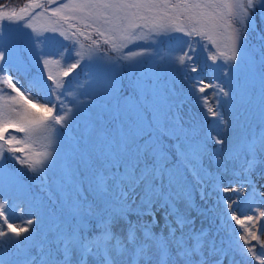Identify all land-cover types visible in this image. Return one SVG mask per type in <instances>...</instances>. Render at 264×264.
Wrapping results in <instances>:
<instances>
[{"label": "snow or ice", "instance_id": "obj_1", "mask_svg": "<svg viewBox=\"0 0 264 264\" xmlns=\"http://www.w3.org/2000/svg\"><path fill=\"white\" fill-rule=\"evenodd\" d=\"M52 4V16L75 17L94 28L103 47L93 40L85 49L61 31L67 43L57 48L55 37L42 33L58 29L32 22ZM257 17L264 20V0H44L19 9L9 8V0L0 4V86L16 94L11 99L22 109L0 107V264H264V223L258 224L264 221V183L258 187L253 179L264 155V30ZM179 18L189 26L171 23ZM144 29L153 34L149 48L125 55L130 43L147 39ZM169 32L193 39L179 53L169 49L166 64L123 63L160 55L152 45ZM197 45L215 65L208 81L189 75L206 70L196 63ZM125 67L139 75L125 83ZM170 69L183 73L187 98L203 110L201 124L182 117L185 101L163 78ZM81 73H87L91 103L75 94ZM60 75L71 79L61 82ZM209 88L208 96L201 95ZM34 92L43 103L33 102ZM37 107L40 113L33 111ZM225 107L235 121H259V131L226 144L220 135ZM81 118L87 119L85 133L69 137ZM9 127L23 137H6ZM205 157L215 171L205 167ZM255 175L264 180V171ZM34 185L38 193L31 192ZM12 189L30 197L20 223ZM196 191L205 203L214 197L211 208L195 209L197 216H210L208 228H197L190 214ZM229 220L245 235L232 239ZM221 232H228L227 241Z\"/></svg>", "mask_w": 264, "mask_h": 264}, {"label": "trees", "instance_id": "obj_2", "mask_svg": "<svg viewBox=\"0 0 264 264\" xmlns=\"http://www.w3.org/2000/svg\"><path fill=\"white\" fill-rule=\"evenodd\" d=\"M34 2L44 3V0H9V8L15 7L19 9L20 7H24L25 5H29ZM61 2H67V0H61ZM3 3H5V0H0V4H3ZM55 7H56V4L50 5L49 6L50 10L47 13L52 16L51 9ZM38 10H41V9H36V12ZM60 15H63V13H61ZM54 18L56 20H59L60 16H55ZM62 21L67 26L69 24L73 25L72 28H69L71 30V34L83 41V45L85 49L91 46V43L93 40L101 41V46L103 47L102 40L104 39V37L99 36L95 32L94 28L84 27L83 23L75 17L71 20H67V21L62 20ZM20 23H23V21H21ZM171 23L179 24L185 27L189 26L186 18H179L177 20L172 21ZM14 25L15 24H13L12 26ZM256 25L258 29L264 30V20H261L260 17H257ZM77 29H79L81 32H84L88 38L86 39L85 36L79 35V32H77ZM139 31L140 30H137V32ZM143 31L145 32L147 39H144V40L137 39L134 43H132V45H129L127 48H124L122 51L124 52L125 55L129 54V49H135L136 51L141 52V51H146L149 48V45L151 44V40L153 38V34L151 32H148L147 29H144ZM159 39L162 41V43H160L159 45H152V48L153 49L159 48L160 55H157L155 52H153L152 55H149L147 57H142V58L132 57L131 60H124L123 63L127 65L137 60L147 59L149 61L158 62L161 65L166 64L167 59H168L169 49H172L174 52L179 53L185 49L186 47L185 42L193 38L185 36L183 33L169 32V33L160 35ZM251 40L253 44L259 43L255 33H253ZM56 47L59 48L60 46L56 45ZM111 54L119 55V53H111ZM161 56L163 58H161ZM208 56H209V52L202 50L197 45L196 46V57H197L196 63L201 68H205L206 70L200 73H190L189 75L191 76L202 75L205 81L212 79L213 76L215 75V73H213L212 71V68L215 67V65H213L212 61L208 59ZM86 59L87 57H85V60ZM145 67H147V64L145 65ZM55 70L58 71L57 66L54 65V67L52 68L54 76L56 75ZM77 71H79V69ZM86 75L87 73H81V76L79 77V80L81 83L77 85L74 82L73 87L79 89V86L81 85V91L75 94L79 95L82 101L86 103H91L90 99L87 97V89L84 87V85L87 84ZM138 75H139V70H130L127 67H125L122 71V76L125 77V80H124L125 83H127V78L135 77ZM58 78L61 80V82L65 81V79H71V77L65 78L62 75H60ZM163 78L166 81L172 82V87L175 89L176 93L185 101L183 104L182 110H181L182 117L185 120L190 121L192 124H196V125L201 124L203 121V117H202L203 110L200 108L199 104L195 101L194 98H187L188 84L184 78L183 73L175 69H170L164 74ZM212 91L213 89L209 88L201 95L208 96L209 93H211ZM15 95L16 94L14 92H11V90H3L2 86H0V107H4L5 109L14 108L16 110H22L20 109V102L18 100L11 99V97H15ZM32 95H33V102H39V103L44 102V97L42 95H38L35 92ZM212 102L215 103V100L213 99ZM33 111L40 113L42 110L39 107H37L33 109ZM222 112H223L224 120L226 123L222 125L223 130L220 133V135H221V138L225 139L226 144L236 140L238 137L249 136L250 134L259 131L258 129L259 121L252 120V119L245 121L243 116L240 117L239 121H235L233 118L234 117L233 111L231 109H227V107L223 108ZM56 127L59 132H63L62 128H60L59 126H56ZM83 128H85V126H83ZM85 131H86V128L84 130L82 129L81 120L73 123L71 129L69 130V132L72 133L71 134L72 137L81 136L85 133ZM11 135H16L19 138V137H23L24 134L18 133L14 130V128L9 127L7 132L5 133V136L8 137ZM43 142L48 143L47 140H44ZM215 147H219V146L209 143V148H215ZM5 155H11V154L6 152ZM15 155L22 157L23 155H25V153L17 152L15 153ZM261 160H264V155L258 157L256 161L257 167L254 168L253 170L254 174L263 171L264 165H260ZM204 164H205V167H208L212 171H215L214 166L212 165L211 161L207 157H205ZM15 167L20 168L22 171H25V172L27 171V169H25L22 165L16 164ZM232 167L233 165L229 164V168L231 169ZM29 175H31V173H29ZM230 178L231 176L229 174H225L226 180ZM207 191H211L210 186L207 188ZM9 192L15 193L14 195H12L11 198L18 205V211H17V215L15 219L17 223H20L21 218L29 214V198H30L29 194L23 191H16L14 189L9 190ZM31 192L38 193L39 192L38 186L34 185L31 189ZM40 195H43V194H40ZM213 200H214V197H211L209 198L207 203H205L204 201L200 200L198 191L193 193V210L191 211L190 214L194 218H196L197 228H200V227L208 228L211 223V219H210V216H207V217L197 216V212L195 209L197 207L204 208V209L211 208ZM34 207H35V202H33V208ZM213 227H215V225H213ZM233 228H234V231H233ZM227 229H228V232H231L232 239L236 238L237 233H239L240 235L241 233H243V230L239 228L238 224H235V222L231 220L228 221ZM228 232H221L220 238L227 241L229 239ZM239 242L243 243L242 240H240ZM252 243L255 244L256 242L252 241ZM11 255H12V252L9 251L8 256L11 257ZM237 260L239 261L240 257H237Z\"/></svg>", "mask_w": 264, "mask_h": 264}, {"label": "rangeland", "instance_id": "obj_3", "mask_svg": "<svg viewBox=\"0 0 264 264\" xmlns=\"http://www.w3.org/2000/svg\"><path fill=\"white\" fill-rule=\"evenodd\" d=\"M39 11H41V10H38L37 12H39ZM33 15H35V13ZM32 22L34 24V27L39 28V29H50V28H53V27L57 28L58 31L56 33L44 32L42 34L48 35V36H54L55 37V43L58 46H60V44H62V43H67V40L65 39V37L60 35L61 31L65 32L67 34V37L72 38V39H76V40H78V42L80 44H83V41L81 39H79V38H77V37H75V36H73L71 34V30L69 29V27L67 25H65L63 23V21L61 19L56 20L53 16L49 15L47 12L44 13V15L39 16L38 18H36ZM13 27H19V24H15ZM25 30L27 31V29H25ZM129 45H132V43H130ZM141 52H143V51H141ZM137 57L138 58H142V56H137ZM53 67H54V65L52 66V68ZM55 72L57 73L56 70H55ZM80 91H81V85L79 86V89H78V92H80ZM227 109H229V108H227ZM94 114H95V109H92L88 113V116H93ZM80 120L82 121V129L84 130L86 128L87 119L86 118H81ZM83 126H85V128H83ZM253 179L256 180V183H257L258 187L262 183H264V180H262V179H260V178H258L256 176H253ZM256 203H260L259 193L257 194ZM260 223H264V221H259L258 224H260Z\"/></svg>", "mask_w": 264, "mask_h": 264}]
</instances>
